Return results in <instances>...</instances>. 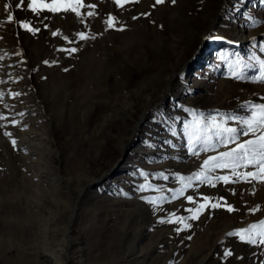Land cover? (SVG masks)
Returning a JSON list of instances; mask_svg holds the SVG:
<instances>
[{
    "label": "rangeland",
    "instance_id": "374dc122",
    "mask_svg": "<svg viewBox=\"0 0 264 264\" xmlns=\"http://www.w3.org/2000/svg\"><path fill=\"white\" fill-rule=\"evenodd\" d=\"M30 2L0 0V264H264L258 230L229 235L264 221V182L194 178L254 138L264 0H83L81 16ZM213 117L238 140L207 132ZM203 197L221 206L191 219Z\"/></svg>",
    "mask_w": 264,
    "mask_h": 264
},
{
    "label": "snow or ice",
    "instance_id": "6c2138e0",
    "mask_svg": "<svg viewBox=\"0 0 264 264\" xmlns=\"http://www.w3.org/2000/svg\"><path fill=\"white\" fill-rule=\"evenodd\" d=\"M114 2L119 7H123L125 4L134 2L138 3L139 0H114ZM157 4L164 3V0H156ZM172 3H175V0H172ZM23 5V0H20V4L17 7H21ZM5 9L11 8V4H5ZM27 7L34 13L39 14L41 11L47 10L48 12L58 13L61 11L68 12L71 11L75 13L77 16H81V9L85 7L83 4V0H51V3L45 2V0H31V2L27 5ZM88 8H95V5H86ZM88 15H94L93 12H89ZM135 18V17H134ZM14 17L10 13L8 15V22H13ZM108 27L114 26V18L109 17V20L106 21ZM21 27L25 28L28 31H38L39 29L32 28L28 23H22ZM53 35H57V33H53ZM80 39H86V35L84 32L78 33ZM70 52H75L76 49H70ZM47 63V62H45ZM261 70L264 71V61H260ZM237 78H241L237 76ZM259 82H264V75L255 78ZM253 108L258 110V114H254L251 119L243 120V124L246 125V128L243 130V135L247 136L251 134L254 138L248 139L241 143H236L234 148H231L227 151L220 152L217 156H210L208 159L204 160L203 165L201 167V171L194 174V178L200 180L201 183H209L213 184V179L218 181H223L225 184L230 182H238L243 180L245 182H250L251 180H256L258 182H264V105H252ZM3 117H0L2 119ZM207 132H211L215 129V134L220 138V143L225 147L229 143L235 142L238 140V129L225 127L221 123L216 122V118L213 117L205 126ZM207 132L204 136L198 137V140L202 141L203 147L201 151H209L212 148H215L216 145L211 143L212 136L208 135ZM226 134V135H225ZM5 135H9L10 133H5ZM15 144V141H12ZM198 154V153H194ZM249 165L254 166L256 171H249L246 173H239L236 171L238 167H248ZM217 168L230 169L232 175L231 176H218V177H210L207 173L214 171ZM233 177L236 179L233 180ZM183 180V178H181ZM191 178H189V183L185 185V187L191 186ZM184 189L180 190V194H183ZM187 199L190 202L193 201V197L188 196ZM204 203L199 204L196 209H189L190 212H193L191 219H198L199 213L202 212L207 207L211 206L213 208L220 207L219 203L212 204L208 197H203ZM155 203V201H153ZM226 204V202H225ZM227 210L229 212L233 211V208L229 205L227 206ZM175 214H173L174 216ZM164 222V221H161ZM168 223H182L185 227H190L183 217L170 219L167 221ZM181 229H177L180 231ZM254 230L256 231V235L260 237L259 242L264 244V221H260V223L250 225L247 229L239 230L235 233H229V235H237L242 240L247 239L249 243H256V238L252 235ZM247 234V235H246ZM191 237H189L190 239ZM225 255H231L230 252H226Z\"/></svg>",
    "mask_w": 264,
    "mask_h": 264
},
{
    "label": "water",
    "instance_id": "95a60500",
    "mask_svg": "<svg viewBox=\"0 0 264 264\" xmlns=\"http://www.w3.org/2000/svg\"><path fill=\"white\" fill-rule=\"evenodd\" d=\"M83 191H84V189H82V191L80 192L79 197H78V199H77V202L79 201V199H80V197H81ZM77 205H78V204L75 202V205H74L73 210H72L71 215H70V223H69V226H71L72 223H73V221H74V217H75V214H76V212H77V208H78ZM70 231H71V230H70V228H69V231H68V232H70Z\"/></svg>",
    "mask_w": 264,
    "mask_h": 264
},
{
    "label": "bare ground",
    "instance_id": "6f19581e",
    "mask_svg": "<svg viewBox=\"0 0 264 264\" xmlns=\"http://www.w3.org/2000/svg\"><path fill=\"white\" fill-rule=\"evenodd\" d=\"M79 200H80V199H79ZM78 202H79V201H78ZM78 202H76V203L78 204ZM77 206H78V205H77ZM77 210H78V208H77ZM76 213H77V212H76ZM75 216H76V214H75ZM74 219H75V217H74ZM73 223H74V221H73ZM73 223H72V225H73ZM72 225H71V227H72ZM69 228H70V226H69ZM70 230H71V228H70ZM68 231H69V229H68ZM71 231H72V230H71ZM71 231H70V232H71ZM70 232H68V234H67L68 237H66V241H65L66 244H67V246H68V247H67V250L70 249V244H71V238L69 237Z\"/></svg>",
    "mask_w": 264,
    "mask_h": 264
}]
</instances>
